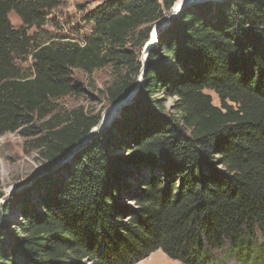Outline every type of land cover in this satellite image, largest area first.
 I'll return each mask as SVG.
<instances>
[{"label":"trees","instance_id":"1","mask_svg":"<svg viewBox=\"0 0 264 264\" xmlns=\"http://www.w3.org/2000/svg\"><path fill=\"white\" fill-rule=\"evenodd\" d=\"M60 1L0 0V136L30 137L45 166L99 120L58 106L80 90L72 70L111 67L107 103L124 97L177 0H107L77 38L29 33ZM156 37L120 116L41 178L36 202L29 187L13 196L12 242L0 205V264H134L158 249L181 264H264V0L189 5ZM160 93L176 96L171 111Z\"/></svg>","mask_w":264,"mask_h":264},{"label":"rangeland","instance_id":"2","mask_svg":"<svg viewBox=\"0 0 264 264\" xmlns=\"http://www.w3.org/2000/svg\"><path fill=\"white\" fill-rule=\"evenodd\" d=\"M105 1L107 0H61L56 7H54L53 9L47 12L45 23L40 28H36L33 26L29 30V33H33L34 31H37V33L39 34V36H41V38L50 36L55 39L62 37L77 38L84 34H88L92 29V24L85 22L83 20V15L87 11L94 9L95 7L101 5ZM158 1L161 5H163L162 0H158ZM220 1L222 2L225 0H220ZM220 1L206 0L204 2L217 3ZM194 4L197 3H193L190 5H194ZM185 8H183L182 10H184ZM182 10H180V12ZM169 13L170 10L165 11L166 15L162 19H166ZM8 17L10 22L14 26L20 25L21 23L20 18L14 11H11L8 14ZM171 22L162 24L160 27H158V29H156V31H154V25L156 24L154 23L152 25L150 31V38L145 43V44H149L147 51L144 44L137 54V57L141 63L142 70L149 50L155 47L156 45L157 37L153 36L152 34L154 32H157V34H159V32L166 29V27L169 24H171ZM142 58H144L143 64L141 62ZM169 62L170 61H168L165 58L161 60L162 66L167 65ZM21 64L26 70L29 69L31 67L30 57H28L27 60L23 61ZM141 69L139 74L142 71ZM113 75L114 72L112 71V68L109 66L103 67L101 69H95L89 76L84 74L78 69L72 70L71 76L73 82L79 87L80 90L76 94L65 96L59 99L57 102L58 106L60 107V109H65V110L74 109L76 107H82L83 110L86 112L99 114V118H100L103 112L111 104V103L110 104L107 103L105 91H106V87L109 86L111 82L114 80L115 77ZM137 88L133 92L131 100L127 102L124 106L128 105L131 101H133V98L136 96L138 91ZM207 92L211 94L213 104L219 105V100L217 96L214 94V92L210 90H208ZM157 97L160 99L162 103H164L165 111L167 112L171 111L176 96H167V95H163V93L162 94L160 93ZM122 108L119 111L117 110L115 114L109 118L106 125L103 128H101L99 132H101L103 129L108 127L115 118L120 116ZM30 140H31L30 137H23L21 134L17 132L5 133L0 136V191L3 194V197L0 199V205L4 206L6 204H9L12 207L9 215L1 216V220L3 219L7 220V224H8V231H7L8 235L6 234L3 235L2 237L6 243L12 242L10 236L17 228V224L19 222H22V218L19 214L18 206L17 204L12 202L14 200L13 196L20 193L24 188L29 187L31 191L29 192L30 194L28 195V198L29 200L36 202L37 194L35 193V189H34L35 187H37L36 184L40 182L41 178L45 174L57 170L59 167H61V165H63L61 164L56 169L41 175L36 182L21 187L28 180L34 178V176L39 171H41L46 165V163L43 161V158L38 153L37 149L32 147ZM90 140H88V142ZM70 159L71 157L68 160ZM128 169L129 167L127 166H124L122 168V170L124 171H127ZM156 171L158 174H162L160 173V170L158 168ZM42 191L43 189L40 187L39 193H42ZM127 200L128 201H126V198L124 200L122 199L124 203L125 202L127 204L132 203L129 198ZM235 263L236 261L234 260L232 261L228 260L227 262H225V264H235ZM134 264H181V262H179L176 259L170 258L162 250L158 249L151 252L147 257L143 258L142 260Z\"/></svg>","mask_w":264,"mask_h":264},{"label":"water","instance_id":"3","mask_svg":"<svg viewBox=\"0 0 264 264\" xmlns=\"http://www.w3.org/2000/svg\"><path fill=\"white\" fill-rule=\"evenodd\" d=\"M183 4L182 6L180 7V9L178 10H175V4H173V6L171 7L170 9V13L168 15V17L166 18V22L165 23H168V22H171L172 19L180 12V10H182L183 8H185L186 6L190 5V4H193V3H198V2H204V1H195V0H183ZM206 1V0H205ZM210 1V0H209ZM211 1H220V0H211ZM164 20V19H163ZM159 21H157L158 23ZM155 23V24H157ZM157 35V32H155L154 36ZM149 47V44H145V48H146V51H147V48ZM144 58L141 59V62L143 64V61ZM142 70V69H141ZM141 76H142V71L141 73L137 76V79L135 80V83L133 85V87L128 91V93L116 100L115 102L111 103L110 106L107 108L109 109L110 107L112 106H115L117 105L118 106V111L127 103L131 100L132 98V94L133 92L136 90V88L138 87L140 81H141ZM106 109V110H107ZM105 110V111H106ZM104 111V112H105ZM103 112V113H104ZM103 115V114H102ZM108 122V121H107ZM106 122V123H107ZM106 124H103L102 123V116L99 118L97 124L95 126H93L89 132L81 139V141H79L78 143L72 145L70 147V149L61 157H59L53 164L49 165V166H45L41 171H39L35 176L34 178H32L31 180H28L26 183H24L21 187H24L26 186L27 184H30V183H33V182H36L41 175L47 173V172H50L54 169H56L58 166H60L61 164H63L65 161H67L70 157H72V155L77 152L80 148H82L87 142L88 140H90V138H92L94 136V134L98 133L100 131L101 128H103Z\"/></svg>","mask_w":264,"mask_h":264},{"label":"bare ground","instance_id":"4","mask_svg":"<svg viewBox=\"0 0 264 264\" xmlns=\"http://www.w3.org/2000/svg\"><path fill=\"white\" fill-rule=\"evenodd\" d=\"M195 1H205V0H195ZM183 0H178L176 1V4H175V10H178L180 9V7L182 6L183 4ZM166 22V19H162L161 21H159L156 25H154V31H156V29H158V27H160L162 24H164ZM155 32L152 34L154 36ZM118 110V106L115 105V106H112L110 107L109 109H107L102 115V123L103 124H106V122L109 120L110 117H112L115 112Z\"/></svg>","mask_w":264,"mask_h":264}]
</instances>
